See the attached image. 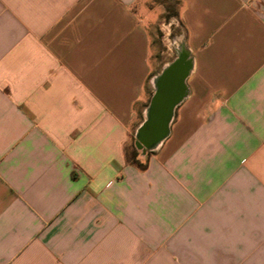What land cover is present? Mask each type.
Instances as JSON below:
<instances>
[{
  "label": "crops",
  "instance_id": "1",
  "mask_svg": "<svg viewBox=\"0 0 264 264\" xmlns=\"http://www.w3.org/2000/svg\"><path fill=\"white\" fill-rule=\"evenodd\" d=\"M146 1L0 0V264H264V0H178L177 87Z\"/></svg>",
  "mask_w": 264,
  "mask_h": 264
},
{
  "label": "rangeland",
  "instance_id": "2",
  "mask_svg": "<svg viewBox=\"0 0 264 264\" xmlns=\"http://www.w3.org/2000/svg\"><path fill=\"white\" fill-rule=\"evenodd\" d=\"M145 4L150 10L161 11L158 22L153 30L154 56H156V62L159 65L151 77L152 83L158 87L162 78H164L163 76H165L164 71L179 61L177 51L181 47L179 36L182 35V28L180 27L177 16H174L177 15L179 1L147 0ZM144 108L145 105H143V109ZM142 118H144V116ZM134 142L135 150H133V154H139L143 151L142 147H140L136 139Z\"/></svg>",
  "mask_w": 264,
  "mask_h": 264
},
{
  "label": "water",
  "instance_id": "3",
  "mask_svg": "<svg viewBox=\"0 0 264 264\" xmlns=\"http://www.w3.org/2000/svg\"><path fill=\"white\" fill-rule=\"evenodd\" d=\"M186 71V65L184 63L183 60H179L178 62H176L175 64H173L171 67H169V69L165 70V76H163L164 78H162L161 83L159 84V86H178L179 83L181 82V79L184 77L185 72ZM172 94V92L170 93H165V98L167 99L166 101H168L169 104H171V102H173L172 100H174L172 98V96H170ZM154 132V127L153 125L150 124H146L144 123L143 126L140 128L139 132H138V139L146 144L147 140L149 141L151 139V136L153 135ZM150 139H149V138Z\"/></svg>",
  "mask_w": 264,
  "mask_h": 264
},
{
  "label": "trees",
  "instance_id": "4",
  "mask_svg": "<svg viewBox=\"0 0 264 264\" xmlns=\"http://www.w3.org/2000/svg\"><path fill=\"white\" fill-rule=\"evenodd\" d=\"M174 16H177V15H174ZM133 163H136V162L133 160Z\"/></svg>",
  "mask_w": 264,
  "mask_h": 264
}]
</instances>
